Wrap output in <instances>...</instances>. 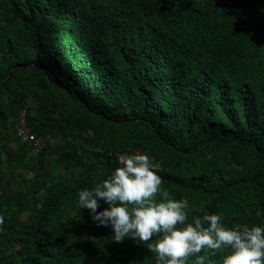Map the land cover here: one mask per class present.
<instances>
[{
  "label": "trees",
  "instance_id": "1",
  "mask_svg": "<svg viewBox=\"0 0 264 264\" xmlns=\"http://www.w3.org/2000/svg\"><path fill=\"white\" fill-rule=\"evenodd\" d=\"M25 108L50 141L12 191ZM136 153L186 223L264 227V0H0V264H156L78 202Z\"/></svg>",
  "mask_w": 264,
  "mask_h": 264
},
{
  "label": "clouds",
  "instance_id": "2",
  "mask_svg": "<svg viewBox=\"0 0 264 264\" xmlns=\"http://www.w3.org/2000/svg\"><path fill=\"white\" fill-rule=\"evenodd\" d=\"M119 164L92 190L78 192L80 209H87L97 226L111 227L114 242L130 238L146 244L156 264H187L190 257H195L194 264H205L208 257L199 253L210 250L215 255L224 249L231 251L222 264H264V227L237 223L225 228L216 214L186 223L188 200L173 199L161 188L162 178L147 154L120 156ZM99 201L109 207L98 212Z\"/></svg>",
  "mask_w": 264,
  "mask_h": 264
},
{
  "label": "rangeland",
  "instance_id": "3",
  "mask_svg": "<svg viewBox=\"0 0 264 264\" xmlns=\"http://www.w3.org/2000/svg\"><path fill=\"white\" fill-rule=\"evenodd\" d=\"M28 109L31 108L32 106L34 107V103L32 101H28L27 103ZM32 107V108H33ZM10 146L12 147L13 150H15L16 153L22 154V147L23 146L21 143L17 142V141H12ZM26 148V147H25ZM33 155L31 154L30 151H27V156L25 161L22 164H14V168L10 169L13 171V175L10 176V174L8 173L7 177L11 179V184H10V189L12 191H17V190H29V185L27 183H24L22 185L21 179H25V180H33L34 175L32 172L29 171V164H31V161H33ZM6 167V166H5ZM28 214H22L20 216L21 220H26Z\"/></svg>",
  "mask_w": 264,
  "mask_h": 264
},
{
  "label": "built area",
  "instance_id": "4",
  "mask_svg": "<svg viewBox=\"0 0 264 264\" xmlns=\"http://www.w3.org/2000/svg\"><path fill=\"white\" fill-rule=\"evenodd\" d=\"M27 110L20 112L15 131L19 141L25 145L33 156H38L50 141L48 135L38 136L26 122Z\"/></svg>",
  "mask_w": 264,
  "mask_h": 264
}]
</instances>
